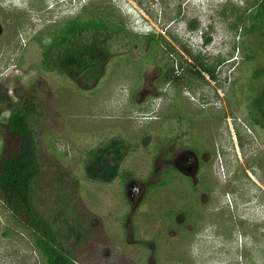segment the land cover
Returning a JSON list of instances; mask_svg holds the SVG:
<instances>
[{"label": "rangeland", "instance_id": "374dc122", "mask_svg": "<svg viewBox=\"0 0 264 264\" xmlns=\"http://www.w3.org/2000/svg\"><path fill=\"white\" fill-rule=\"evenodd\" d=\"M255 2L0 0V146L9 113L32 97L34 206L75 264H264V126L252 104L264 87V23L252 18ZM104 9L139 38L161 35L165 48L114 44L122 54L98 81L44 70L56 31ZM183 48L215 79L189 75ZM172 66L183 68L180 84L164 80ZM112 139L125 142L123 157L103 183L87 155ZM189 150L208 166L194 187L177 172L155 185ZM0 264H45L2 206Z\"/></svg>", "mask_w": 264, "mask_h": 264}, {"label": "trees", "instance_id": "16d2710c", "mask_svg": "<svg viewBox=\"0 0 264 264\" xmlns=\"http://www.w3.org/2000/svg\"><path fill=\"white\" fill-rule=\"evenodd\" d=\"M4 1V0H3ZM255 13L252 18L257 23H264V0H256ZM86 8L83 9L85 12ZM84 19L77 16L70 20L51 37L48 45L43 47L42 67L49 72L74 79V74L83 76L85 81H98L104 76L107 61L121 56L114 44L132 47L139 40L150 47V54L158 48H165L161 35L149 34L139 38L125 29V25L114 20L107 9ZM241 18V17H240ZM143 44V45H144ZM192 59L193 65L184 64L194 70L187 73L197 79L203 74L211 79L214 69L199 61L183 48ZM180 66L167 69L166 81H178ZM259 73H255L257 77ZM253 121L264 126V87L253 100ZM37 111V105L30 96H23L17 107L9 113L0 146V206L13 219L15 226L28 233L34 248L45 264H75L69 256L58 247L56 234L50 223L36 210L33 202V184L40 174L35 135L29 119ZM125 142L112 139L108 144L88 152L91 163L90 175L100 182L109 183L118 175L119 164L123 157Z\"/></svg>", "mask_w": 264, "mask_h": 264}, {"label": "flooded vegetation", "instance_id": "af4514ba", "mask_svg": "<svg viewBox=\"0 0 264 264\" xmlns=\"http://www.w3.org/2000/svg\"><path fill=\"white\" fill-rule=\"evenodd\" d=\"M195 152L196 151L189 150V152H183L181 155H178L171 165L166 166V171L164 176H162L161 180L155 185L162 187L169 186V182H170L169 176H171V174L174 172H177L185 176V178H188L190 185L192 182L191 180H193L194 176L200 174L201 177L202 175H204L205 173L204 169L206 171V168H208V166L205 167L204 162L200 159L201 157L197 155ZM179 163L182 164L183 171L177 168V166H179ZM202 181H205L203 183L204 185L208 184L206 180H204V176Z\"/></svg>", "mask_w": 264, "mask_h": 264}]
</instances>
